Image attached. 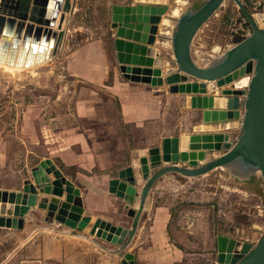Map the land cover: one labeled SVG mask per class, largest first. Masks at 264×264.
I'll use <instances>...</instances> for the list:
<instances>
[{
	"label": "water",
	"instance_id": "water-1",
	"mask_svg": "<svg viewBox=\"0 0 264 264\" xmlns=\"http://www.w3.org/2000/svg\"><path fill=\"white\" fill-rule=\"evenodd\" d=\"M224 1L205 0L197 8L179 14L168 37L171 54L166 61L154 46L155 42L160 43L156 24L166 7L113 6L110 27L116 30L113 43L124 78L151 86L169 85L172 93L199 94L190 101L193 108L206 109L215 105L216 99H225L226 110H204L201 121L237 119L239 131L235 141L229 143L226 133L190 135L185 146L181 141L188 151L178 153V138H163L160 147L147 150L148 159H141L139 169L120 170L107 183V191L125 202L126 215L131 218L130 226L119 231L104 220L85 216L80 190L51 160L44 159L31 171L32 179L23 181L21 191L0 192V204L4 206L0 210V227L21 231L25 228V216L35 210L47 225H39L34 231H50L56 224L62 226L57 232L87 241L83 234L88 230L96 238L118 246L117 250L105 249L93 241L107 253L121 255L120 264H142L124 250L131 244L150 192L161 177L176 174L195 178L219 169L238 181L259 176L264 185V28L255 25L240 0H232L248 21L251 32L215 58L199 60L198 64L191 56L197 32ZM70 11V0H0V65L28 69L53 58L65 35ZM167 63L174 65V71L162 74L161 68ZM243 79L245 86L240 87L238 82ZM224 86L226 89L218 91ZM206 149L224 152L211 158ZM105 231L115 235L106 237ZM216 243L217 264H264V230L252 246L222 235L216 236ZM19 264L40 261L24 259Z\"/></svg>",
	"mask_w": 264,
	"mask_h": 264
},
{
	"label": "rangeland",
	"instance_id": "rangeland-1",
	"mask_svg": "<svg viewBox=\"0 0 264 264\" xmlns=\"http://www.w3.org/2000/svg\"><path fill=\"white\" fill-rule=\"evenodd\" d=\"M204 1L75 0L73 22L70 29L72 32L71 47L86 40L100 38L106 40L107 46L111 48L112 41L114 42L116 39V30L110 27L113 6L155 5L167 9L156 24L160 43L155 42L154 46L157 47L160 58L165 61L169 60L171 53L167 46L168 37L175 22L174 17L177 15L173 11L177 10L182 13L185 9H195ZM240 2L249 14L255 13L254 5H259V11L263 10L261 0H240ZM250 32L248 21L235 3L232 0H225L197 32L191 45V56L193 60L196 59V62L215 58L236 44L234 42L236 38L245 37ZM164 42H166L167 49L163 47ZM54 57L29 69H8L0 65V192H19L23 181L32 179L31 171L40 161L44 160L42 157L45 155V150L42 151L39 144H36L37 131L42 129L45 123L40 126L37 125L36 120L41 116L50 115L51 105L55 103L67 104V96L72 95L71 91L73 92L76 88L75 84L70 86L68 83L62 69L63 57L61 53ZM115 61H117L116 58ZM161 70H163L162 74L172 73L174 65L167 63ZM168 89L169 85H167V97H169L167 113L161 120L126 130L127 135H131L129 138L131 148L142 146L146 149L128 151L125 165L107 170L108 180L115 178L119 170H122V166L128 165L127 167H131L133 170L139 169L141 159H148L147 150L160 147L161 142L158 141V138L164 134L167 136L179 134L183 141L190 135L207 136L226 133L229 143L235 141L239 131L237 119L207 123L201 121L202 111H222L227 109L226 105L212 104L206 109L193 108L185 97L186 95L199 96V94L172 93ZM221 89H226V86L218 91ZM218 96H220L219 93ZM26 115L30 118L27 124L25 120H22ZM198 125L200 127H194ZM183 137L186 138L183 139ZM181 141L177 149L178 153L188 151L187 147H182ZM205 151L210 153L211 158L224 152L215 149H206ZM55 166L62 172L63 167L58 162L55 163ZM139 177L141 178L140 174ZM139 187L138 185L137 188ZM152 193L157 197L155 199L157 203L170 205L171 222L167 237L170 243L180 248L185 254L176 264H217V235L252 246L264 230V185L259 176H252L250 180L246 181H238L230 177L225 170L219 169L195 178L167 174L155 183L150 195ZM39 197L48 199L49 196L39 195ZM112 204L106 206V210L103 212L107 214H103L105 218L89 216L93 220L99 219L108 222L118 231L121 228H128L131 218L126 215L125 202L116 198ZM84 215H87L85 211ZM147 215L148 212L144 211L137 229L139 237L124 252L135 256L139 252V246H148L144 235L140 236L143 231H146L143 220ZM25 220L27 225L33 227L47 225L41 214L35 210H30L25 216ZM54 225L53 229L55 230H43L38 233L44 234V236L60 235L66 239L69 237L57 232L62 229L61 225ZM83 235L88 237L87 243H91L95 249L101 248L94 242L99 243L105 249H118L117 245L96 238L93 234H89L88 230ZM26 237V232L20 233L13 229L0 227V264H19L21 259H25L27 255L23 251L24 246H21V242ZM14 249L16 252L12 253ZM101 250L109 258L120 263L121 255ZM49 264L59 263L50 261Z\"/></svg>",
	"mask_w": 264,
	"mask_h": 264
},
{
	"label": "crops",
	"instance_id": "crops-1",
	"mask_svg": "<svg viewBox=\"0 0 264 264\" xmlns=\"http://www.w3.org/2000/svg\"><path fill=\"white\" fill-rule=\"evenodd\" d=\"M74 1L70 0L71 11L64 26L66 32L56 56L61 53L62 69L69 85L75 84L76 88L71 91L72 95L67 96V104L51 105L50 115L36 120L37 125L45 123L37 131L36 144L45 150L42 159H49L54 164L58 162L63 167V175L80 190L86 214L105 218L106 206L113 205L116 200L106 188L109 181L107 170L125 165L128 151L146 149L142 146L131 148V135H127L126 130L161 120L167 113L169 97L167 85L151 86L122 77L115 61L113 41L111 48L106 40L100 38L71 47ZM163 47L166 48V42ZM194 97L186 95L185 98L190 102ZM29 119L26 115L22 120L27 124ZM171 135H161L158 141L167 137H177L179 142L182 139L179 134ZM156 198L153 193L149 195L148 215L143 220L146 231L140 235H144L148 246H139L135 259L146 264H176L185 254L167 237L171 222L170 205L157 203ZM26 225L25 220V228L16 232L27 233L21 242L27 260H39L40 264H49L50 261L59 264H120L86 240L71 236L67 239L60 235L44 236L34 231L36 225ZM138 237L139 231L131 243ZM15 252L16 249L12 251Z\"/></svg>",
	"mask_w": 264,
	"mask_h": 264
},
{
	"label": "bare ground",
	"instance_id": "bare-ground-1",
	"mask_svg": "<svg viewBox=\"0 0 264 264\" xmlns=\"http://www.w3.org/2000/svg\"><path fill=\"white\" fill-rule=\"evenodd\" d=\"M174 13H177L176 17H174V19H176V18L179 16L180 13H179L177 10H174ZM172 27H173V26H172ZM196 58H197V57H196ZM195 60H196V59H195ZM197 63L200 64L201 62L198 61ZM1 67H3V66H1ZM4 67H5V66H4ZM5 68H6V67H5ZM7 68H8V67H7ZM8 69H15V68H8ZM16 70H17V69H16ZM245 83H246V79H243V80H241L240 82H238V85H239L240 87H244V86H245ZM216 96H217V95H216ZM215 101H216V102H215L216 105H218V106L225 105V103H226V102H225L226 100L223 99V98H221V99H216ZM199 127H200V126H199ZM184 138H186V137H183V139H184ZM188 139H189V138H186L185 140L182 141V143H183V144H187L188 141H189ZM210 140H214V138H211ZM1 205H2V204H0V210H1V208L4 207V206L1 207ZM104 235H105L106 237H109V235L112 236V235H115V233H111V234H110V231H105V232H104ZM221 246H222V245H221ZM224 249H225V248H224ZM226 249H227V248H226ZM223 251H224V250H223ZM223 251H221V252H223ZM223 254H224V252H223Z\"/></svg>",
	"mask_w": 264,
	"mask_h": 264
},
{
	"label": "built area",
	"instance_id": "built-area-1",
	"mask_svg": "<svg viewBox=\"0 0 264 264\" xmlns=\"http://www.w3.org/2000/svg\"><path fill=\"white\" fill-rule=\"evenodd\" d=\"M261 2H262V8H263V10L262 11H259L258 10L259 5H254L255 13L250 14L252 16V19H253L255 25L258 28H264V0H261Z\"/></svg>",
	"mask_w": 264,
	"mask_h": 264
},
{
	"label": "trees",
	"instance_id": "trees-1",
	"mask_svg": "<svg viewBox=\"0 0 264 264\" xmlns=\"http://www.w3.org/2000/svg\"><path fill=\"white\" fill-rule=\"evenodd\" d=\"M244 37H238L234 40L235 43H238L239 41H241Z\"/></svg>",
	"mask_w": 264,
	"mask_h": 264
},
{
	"label": "flooded vegetation",
	"instance_id": "flooded-vegetation-1",
	"mask_svg": "<svg viewBox=\"0 0 264 264\" xmlns=\"http://www.w3.org/2000/svg\"><path fill=\"white\" fill-rule=\"evenodd\" d=\"M250 180V179H249Z\"/></svg>",
	"mask_w": 264,
	"mask_h": 264
}]
</instances>
